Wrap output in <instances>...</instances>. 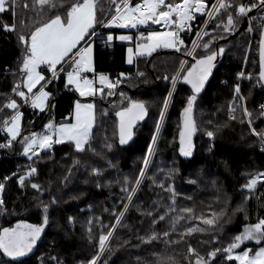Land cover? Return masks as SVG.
<instances>
[{
	"label": "trees",
	"instance_id": "16d2710c",
	"mask_svg": "<svg viewBox=\"0 0 264 264\" xmlns=\"http://www.w3.org/2000/svg\"><path fill=\"white\" fill-rule=\"evenodd\" d=\"M71 2L73 0H58L63 7ZM118 2L121 0H115V3L113 0H97L98 19H109ZM214 2L208 0L205 14L197 16L190 31L183 33L188 50ZM245 2L235 0L236 4ZM24 4L28 7H23ZM50 14L47 8L41 11L38 0H16L15 21L12 12L0 13V108L3 109L0 111V143L7 142L3 121L14 114L13 110L3 107L7 103L5 97L15 98L24 114L20 137L11 148L0 149V183L5 184L4 204L0 206V231L13 228L20 221L42 224L44 205H48L49 217V223L31 253L13 259L0 250V264H56L52 257L61 264H87L96 254L101 230L105 233L110 230L116 219L113 213H119L128 203V192L122 189L136 187L134 181L144 167L143 160L155 134L163 99L172 90L171 77L185 55L183 51L162 50L150 57L138 58L137 64L131 67L126 63V44L104 43L106 38L100 35L92 40L95 70L112 77H118L121 72L128 73L113 90L116 97L107 94L97 98L79 97L71 86L65 87V75L59 73L60 79L47 88L53 93L49 103L54 107L40 112L23 104L11 91L20 81L18 69L23 47L16 32L5 31L3 25L15 22L18 32H28L35 21H47ZM60 14L64 15L63 11ZM232 15L236 18L237 14L233 12ZM226 21L227 13L223 10L210 20L205 29L209 35L202 38L195 49L197 56L208 54L203 48L204 43H210V50L215 51L218 40L230 35L223 27L217 28V24ZM243 23H246L245 17L240 18L236 29ZM100 28L97 24L95 31ZM109 30L117 29H104V34ZM250 41L251 36L243 29L231 41L220 43L225 49L224 59L194 106L197 130L191 157H183L179 151L182 112L191 91L188 85L177 84L154 154L149 157L145 178L122 218L123 226H117L110 238L109 250L102 258L104 264H160L161 261L165 264H195L196 255L189 252V246L209 260V264H238L235 260H227L224 252H218L214 260L208 253L227 247L245 225L264 219V181H258L252 194L243 188L250 179L264 173V141L251 133L248 117L243 112L247 107L252 113L251 127L264 131V112L260 107L264 105V86L258 82L257 55L250 52L249 58L247 56ZM241 72L245 73L243 78L238 77ZM249 73L252 75L250 80L247 78ZM50 75L46 71V77ZM164 76L169 79H163ZM237 84L240 85L239 95L235 92ZM128 98L145 102L148 115L134 128L130 143L120 145L116 113L128 106ZM76 100L95 102L96 126L91 141L95 153L91 150L77 153L74 146L66 142L53 146L50 154L41 153L39 159L22 157L23 137L43 129L51 117L58 124L71 121ZM231 113L235 119L231 118ZM208 131L215 133L214 138L207 136ZM106 143L112 145L110 150L105 147ZM29 165L35 166L38 174L21 187L18 177L25 174ZM94 168L100 169L101 174H94ZM5 177L11 179L5 180ZM126 179L130 183H125ZM33 180L42 186L43 191L37 192L30 187ZM170 187L176 193L174 205L172 192L168 190ZM53 198L55 203L51 202ZM170 207L175 211L170 212ZM185 208H191L192 213L183 212ZM149 212L152 215H148ZM214 212L223 213L214 228L196 218H209ZM160 215H165V219L153 224V219ZM178 215L184 219L173 224V218ZM90 220L91 224L88 223ZM194 226L206 231H194L182 238L185 229ZM153 231L159 234L169 232V236L167 240L142 242L141 238ZM249 245L257 249L264 245V241L260 244L247 242L242 248Z\"/></svg>",
	"mask_w": 264,
	"mask_h": 264
},
{
	"label": "snow or ice",
	"instance_id": "6c2138e0",
	"mask_svg": "<svg viewBox=\"0 0 264 264\" xmlns=\"http://www.w3.org/2000/svg\"><path fill=\"white\" fill-rule=\"evenodd\" d=\"M115 3V0H113ZM41 11L45 8L51 13L47 21H35L33 26L28 32L17 31L15 22L11 25L4 24L5 31L16 32L17 40L23 47V56L19 62L18 73L20 81L15 83L11 89L12 93L19 97L23 104L30 105L32 109H39L40 112L49 110L54 107L50 104V98L53 93L47 90L48 85L54 81L59 80V73H65V87L72 86V88L79 93L80 97H92L97 93L101 97L104 96V89L107 87L108 95L114 94L113 90L122 83L121 80L115 82L103 73L99 74V87H96V78L88 79L84 73L94 72L93 67V47L92 37L96 35L95 29L97 24L101 27L111 28H124L135 29L140 25H163L168 31H149L147 36L141 34V41L133 47H128L127 63L132 64L134 56H151L153 52L158 49H174L176 52L183 51L187 56L192 57L193 63L189 64L187 60L181 61L179 69L175 75L171 77V88L167 96L163 99L161 111L159 113V121L155 125V134L151 138V145L147 150V155L143 160L144 167L140 170L138 177L134 181L136 187L122 189L127 191V204L123 205V210L119 213H113L116 217L115 224L111 226L110 230L106 233L101 230L98 239V251L87 264H104L103 256L109 250V241L113 237L117 226L122 225V218L125 216L129 206L133 202L137 188L140 186L141 181L145 178V169L149 167L151 157L154 154V147L157 144V137L161 132V126L165 120V113L169 107V103L173 97L174 90L178 83H183L190 86L191 94L186 98V106L183 109V127L180 131V154L183 157H191L193 154L192 137L196 132V125L193 119V110L197 97L204 90L209 77L212 75L213 69L216 67L215 61L218 56H222L225 52L223 47H219L217 51H211L210 43H204L203 48L208 51V54H201L197 56L195 49L198 47L197 42H193L192 50H188L184 45V41L180 38V33L185 29L191 28V22L197 18V14H205L208 8L206 0H142V3H132V0H121L120 4H116L115 14L110 19L101 21L97 17V0H73L67 7H63L58 3V0H38ZM23 7L27 8L28 5L24 4ZM16 0H0V13L10 11L13 13L15 21ZM257 9L264 11V0H256L249 4L239 3L236 4L235 0H215L211 5V11L207 12L209 19H214L218 14L223 12L227 13L226 23L217 24V28L223 27L224 31L232 34L236 25L239 23L240 18L247 17L249 26L247 32L251 33L253 28L251 21L255 17L248 14ZM63 11L64 15L60 12ZM235 12L236 18L232 13ZM262 21L260 25L261 39L259 41V81L264 82V16L260 17ZM24 25L22 24L21 27ZM174 26V28H173ZM207 21L205 22V28ZM209 35L205 30L198 33V40H202L203 36ZM118 38L120 41H132L131 35H119L114 37L108 34L106 40L108 42ZM223 38V37H221ZM82 42H84L82 44ZM41 65L45 68L41 70ZM65 65L71 70L65 71ZM50 72V76L46 77L44 72ZM17 75V73H13ZM143 76V73H140ZM125 77V73L120 74ZM245 73L238 74L239 78H243ZM247 78L252 79L251 73ZM163 79L168 80V76ZM37 86H39L37 88ZM27 89L24 91L23 89ZM37 89V91H33ZM235 92L240 94V85L235 86ZM124 94L121 93V96ZM7 103L3 105L4 108L13 110V115L3 121V130L7 134V142L0 143V149L11 148L14 141L21 135V121L23 113L20 111L21 104L12 97H5ZM126 107L121 108L116 115L119 117L118 136L119 144H127L134 136V128L137 123L144 120L148 115V108L143 101L131 100ZM261 110L264 112V105H261ZM3 109L0 108V111ZM235 109H232L234 112ZM244 115L248 117V124L250 131L253 135L264 141V131H257L252 125V113L248 111L247 107L243 109ZM74 123H60L56 125L50 119L44 126L45 134L31 133L29 136L23 137L21 143L23 144V155L29 160L33 157L39 159V153L44 150L52 149L54 144L70 143L74 146L77 153H83L86 150H91L95 153V149L91 148V141L93 139V128L96 126L95 104L94 103H81L79 100L75 101L73 110ZM235 119V116H231ZM207 136L214 138L215 133L208 131ZM87 146V147H86ZM105 147L111 149L112 145L106 143ZM35 163V161L33 162ZM78 163V161H77ZM94 174L100 175L101 170L92 169ZM175 171V170H173ZM38 174V169L35 166L29 165L25 174L18 177V183L21 187L25 186V181ZM15 175V173L13 174ZM264 178V173H259L250 179L244 186L250 194L254 193L258 181ZM11 177H5V180ZM125 183H130L127 179ZM30 187L37 192L43 191L42 186L38 183H30ZM163 187V185H161ZM5 184L0 183V206L4 204L3 192ZM172 192L173 205L175 204V189L170 187L168 189ZM250 198L249 197H246ZM55 203V198L52 199ZM241 210V209H238ZM170 212H174V208H169ZM186 213H192L191 208L182 210ZM167 214V213H166ZM165 214V215H166ZM148 215H152L151 212ZM165 215H160L153 219L152 223L163 221ZM223 213H212V216L206 218L204 216L196 217L201 220L204 225L215 227L217 219ZM193 217H189L191 219ZM184 219L183 216H176L173 218L172 223L175 224L178 220ZM49 223L48 205L43 206V223L34 225L26 223L25 221L18 222L13 228H3L0 231V250L2 253L13 259L24 257L31 253L40 240L44 228ZM89 224L92 223L90 220ZM91 234V228L88 229ZM194 231H206L205 228L199 226L188 227L185 232L181 234L190 235ZM169 232L159 234L155 231L146 237H142V242L150 243L153 240L165 239L167 240ZM245 241H255L260 244L264 241V219H259L255 224L245 225L243 231L236 235L232 242L227 247L221 249L216 248L208 253L210 259H215L218 252L227 254L226 259L229 261L235 260L238 264H264V246L259 247L254 253L250 248H246L241 252H236ZM189 252L196 255L195 264H209V260L204 259L195 253V250L189 246ZM56 264L61 262L52 257ZM160 264H165L161 261Z\"/></svg>",
	"mask_w": 264,
	"mask_h": 264
},
{
	"label": "rangeland",
	"instance_id": "374dc122",
	"mask_svg": "<svg viewBox=\"0 0 264 264\" xmlns=\"http://www.w3.org/2000/svg\"><path fill=\"white\" fill-rule=\"evenodd\" d=\"M121 2H118L117 4H120ZM132 3L133 4H135V3H142V0H140V1H135V0H132ZM115 7H116V5H115ZM115 7H114V12L112 13V15H114L115 14ZM111 15V16H112ZM138 28H140V26H138L137 28H135V29H124V28H120V29H117V30H109V31H107V33L106 34H103V35H105V37H107V35L108 34H112L114 37H118L119 35H131L132 37H133V40L132 41H120L118 38H116V39H114L113 41H111V42H108V44H110V45H112V44H114L115 42H118V43H124V44H126V46H127V49H128V47H133V49H134V51H135V45H136V43L138 42V41H140V42H142L141 41V34H143V36H147V34H148V32L149 31H168L169 29H167V28H161V27H157L156 25H154L153 26V24L151 25V29H149V30H143V29H138ZM261 35V34H260ZM260 35H255V37L253 38V40L254 41H250V44H249V47L251 48V53H253V54H255V55H257V57H258V50H259V38H260ZM206 36V35H205ZM205 36H203V38L205 37ZM194 41L195 42H197V44L199 43V41L200 40H198V36L194 39ZM193 41V42H194ZM84 42H82V44H83ZM193 46V43H192V45H191V47ZM199 46V45H198ZM92 47H93V67H94V72H96V74H97V77H96V87H99L100 85H99V80H98V76H99V74H101V73H103V74H105V75H107L108 77H109V79H111L112 81H116V80H123L124 78H126L127 76H128V73H125V72H121V73H125L126 74V76L125 77H121L120 76V74L121 73H119V75H118V77L117 76H114V77H112L109 73H106V72H97L96 70H95V66H94V42H92ZM191 47H190V49H191ZM127 49H126V63H127V59H128V52H127ZM189 49V50H190ZM162 50H174V49H163V48H161V49H158V50H156L155 52H153L152 53V55L153 54H155V53H157V52H159V51H162ZM195 51H197V50H195ZM248 52H249V48H248ZM248 58H249V53H248ZM143 57H150V56H139V55H137V56H134V60H133V63L132 64H128L127 63V65L128 66H135L136 64H137V59L138 58H143ZM247 58V59H248ZM185 59H184V57H183V60L182 61H184ZM258 62H259V59H258ZM189 64H190V62H189ZM45 68V66L44 65H41V70H43ZM71 69L67 66V65H65V71H70ZM88 73H92V72H88ZM88 73H84L83 75L84 76H86L87 78H88ZM44 75L46 76V71L44 72ZM64 75H65V73H64ZM121 84V83H120ZM119 85V84H118ZM39 86H37V88H38ZM72 87V86H71ZM26 89V88H25ZM25 89H24V91H25ZM48 90V89H47ZM26 91H27V89H26ZM34 92L35 91H37V89H34L33 90ZM108 89H107V87H105V89H104V92H105V94L104 95H106L107 93H108ZM78 93V92H77ZM78 95H79V93H78ZM108 95V94H107ZM80 97V96H79ZM92 97H95V98H97V97H101L100 96V94L99 93H97V95L96 96H92ZM81 103H94L95 104V102L94 101H81ZM21 111V110H20ZM22 112V111H21ZM23 113V112H22ZM23 117H24V114H23ZM51 120H52V122L53 123H55L56 125H59L58 123H56V121H55V119H54V117H51L50 118ZM49 119V120H50ZM49 120L47 121V123L49 122ZM75 122V120L73 121V122H71V121H65V122H63V123H74ZM46 123V124H47ZM164 123V122H163ZM22 125H23V118H22V121H21V133H22ZM163 125V124H162ZM45 131V130H44ZM161 131H162V126H161ZM35 133H37V132H35ZM40 133H41V131H40ZM31 134V132H29V133H27L25 136H29ZM39 134V133H38ZM160 134H161V132H160ZM160 134H159V136L157 137V141H158V139H159V137H160ZM24 136V137H25ZM20 137V136H19ZM23 140V139H22ZM156 146V145H155ZM155 146H153L154 147V149H155ZM152 157V156H151ZM150 159V158H149ZM2 196H3V194H2ZM261 246H264V245H259L258 247H257V249L259 248V247H261ZM246 248H250V249H252L253 250V253L257 250V249H253V247L251 246V245H249V246H247ZM246 248H242V249H239V250H236V252H241V251H243L244 249H246Z\"/></svg>",
	"mask_w": 264,
	"mask_h": 264
},
{
	"label": "built area",
	"instance_id": "2783aa9c",
	"mask_svg": "<svg viewBox=\"0 0 264 264\" xmlns=\"http://www.w3.org/2000/svg\"><path fill=\"white\" fill-rule=\"evenodd\" d=\"M250 2H256V0H246V2H245L244 4H249ZM261 16H264V11H259V12H257L256 14H254V15L251 16V17H255V19H253V20L251 21V26H252V28H253V31H252L251 33L247 32V28H248V26H249V21H248V18L245 17V18H246V23H245V27H244V29H245L246 33H248V34L251 36V40H252V41L255 40V39L253 40V38L255 37V35H260V34H261V31H260V25H261V23H262V21L260 20V17H261ZM110 18H111V17H110ZM110 18H109V19H110ZM210 20H211V19H209V17H207V19L205 20V22L207 21V26H208ZM205 22H204V24L202 25V27H201L199 33L201 32V30H205V29L207 28V27L205 28ZM191 26H192V23H191ZM104 29H120V28H117V27H111V28L101 27L100 29H98L97 31H95V32H96V35H95L94 37H92V40H95L98 36L103 35V34H104V31H103ZM190 29H191V28H190ZM190 29H185L183 32L180 33V38H181L182 40H183V33H184V32H188V31H190ZM197 36H198V35H197ZM190 50H192V47H191ZM251 51H252V50H251V48L249 47V54H250ZM184 59L187 60L188 62H191V57H190V56L185 55V56H184ZM96 77H97L96 72L88 73V79H93V78H96ZM259 83H261V82H259ZM261 85H263V84L261 83ZM23 90H24V89H23ZM237 104H239V102H237ZM232 115H233V113H231V116H232ZM261 181H264V178H262Z\"/></svg>",
	"mask_w": 264,
	"mask_h": 264
},
{
	"label": "water",
	"instance_id": "95a60500",
	"mask_svg": "<svg viewBox=\"0 0 264 264\" xmlns=\"http://www.w3.org/2000/svg\"><path fill=\"white\" fill-rule=\"evenodd\" d=\"M257 12H259L257 9H253V11H252L251 13H249L248 15H249V16H252V15L256 14ZM245 19H246V18H245ZM244 27H245V23H243L242 25H240V26H239V27H238V28H237L232 34H230L229 36L219 39L218 42H217V47H216V50H215V51H217L218 48L220 47V43H226V42L231 41V40L234 39L239 33H241V32L243 31ZM260 39H261V35H260ZM260 39H259V41H260ZM168 51H169V52H176L175 50H168ZM162 52H164V50H163ZM185 55H186V54H185ZM185 55H184V56H185ZM224 56H225V52H224V54H223L222 56H218L217 60L215 61L216 67L213 69L212 75L209 77V80H208V82L206 83L205 88H204V90H203L202 92H204V91L206 90V88H207V86H208L210 80L212 79V77H213L215 71H216L217 68L220 66L221 62L223 61ZM258 59H259V50H258ZM193 62H194V61H193V59H192V57H191V63H193ZM259 68H260V65H259ZM261 83H262L263 86H264V82H261ZM189 87H190V86H189ZM202 92H201V93H202ZM115 97H116V94H113V95H112V98H115ZM106 104H107V102H106ZM193 119H194V118H193ZM138 123H139V122H138ZM138 123H137V124H138ZM182 127H183V123H182ZM195 134H196V132L194 133V135H193V137H192V141H193V139H194V137H195ZM130 141H131V140H130ZM130 141H129L128 143H130ZM128 143H127V144H128ZM245 243H247V241H245V242L241 245V247H240L239 249H242V247L245 245ZM239 249H236V250H239ZM10 258H11V257H10ZM19 258H20V257H19Z\"/></svg>",
	"mask_w": 264,
	"mask_h": 264
},
{
	"label": "crops",
	"instance_id": "0c3cea01",
	"mask_svg": "<svg viewBox=\"0 0 264 264\" xmlns=\"http://www.w3.org/2000/svg\"><path fill=\"white\" fill-rule=\"evenodd\" d=\"M206 2H207V4H208V0H206ZM215 3V2H214ZM207 11V9L205 10V12ZM209 11H211V8H210V10ZM199 15H201V14H197V16H199ZM208 17V16H207ZM207 19V18H206ZM194 22V21H193ZM192 23V22H191ZM151 23H149L148 25H140V28H138V29H143V30H149V29H151ZM154 26V25H153ZM157 27H161V28H166V27H164L162 24L161 25H156ZM173 28H174V26H173ZM104 37H105V35H104ZM106 38V37H105ZM104 43H108L107 42V40L105 39V41H104ZM25 91H26V89H25ZM80 101V100H79ZM81 102V101H80ZM38 111H39V109H37ZM67 121H69V120H67ZM74 121V117H73V114H72V119H71V122H73ZM45 127L43 128V129H41V130H36V131H32L31 133H33V132H37V133H39L40 135H43V134H45ZM40 131H41V133H40ZM5 132V131H4ZM5 134H6V132H5ZM7 135V134H6ZM56 144H54L53 146H55ZM52 149H53V147H52ZM51 149V150H52ZM50 150V151H51ZM46 152H49V150H44V151H41L40 153H39V155L41 154V153H46ZM22 157H24V158H26V159H28L27 157H25L24 155H23V152H22ZM34 158V157H33ZM24 175V174H23ZM34 177V176H33ZM33 177H31V178H33ZM30 178V179H31ZM32 183H37V181H35V180H33L32 181ZM247 242H254V241H247Z\"/></svg>",
	"mask_w": 264,
	"mask_h": 264
},
{
	"label": "flooded vegetation",
	"instance_id": "af4514ba",
	"mask_svg": "<svg viewBox=\"0 0 264 264\" xmlns=\"http://www.w3.org/2000/svg\"><path fill=\"white\" fill-rule=\"evenodd\" d=\"M191 63V62H190Z\"/></svg>",
	"mask_w": 264,
	"mask_h": 264
}]
</instances>
